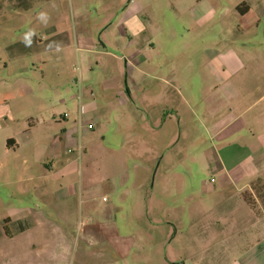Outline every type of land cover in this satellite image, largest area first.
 I'll return each instance as SVG.
<instances>
[{
    "label": "rangeland",
    "instance_id": "1",
    "mask_svg": "<svg viewBox=\"0 0 264 264\" xmlns=\"http://www.w3.org/2000/svg\"><path fill=\"white\" fill-rule=\"evenodd\" d=\"M229 1L142 0L143 10L128 14L141 34L126 36L119 25L130 0H0V164L24 168L27 179L0 177L11 183L0 190L12 194L0 215L38 204L36 181L62 182L43 164L60 149L78 206L92 207L69 224H34L27 240L14 238L12 258L0 241V264H112L115 233L143 248L117 264H246L254 255L229 252L243 226L235 217L247 212L227 207L237 189L221 187L209 157L217 148L210 122L223 106L211 73L218 54L231 50L241 63L242 97L264 90V14L242 17L244 5L224 13ZM144 43L147 61L136 73L133 51ZM80 120L72 138L59 137ZM11 134L27 146L7 157ZM40 173L44 179H30Z\"/></svg>",
    "mask_w": 264,
    "mask_h": 264
},
{
    "label": "crops",
    "instance_id": "2",
    "mask_svg": "<svg viewBox=\"0 0 264 264\" xmlns=\"http://www.w3.org/2000/svg\"><path fill=\"white\" fill-rule=\"evenodd\" d=\"M143 4L142 0H130L128 9L119 25L123 28L126 36L129 32L133 34L137 33L140 36V29L136 30L135 28L137 22L133 18L135 15L131 16L128 14L133 6L143 10ZM242 5H244L241 10V13H243L241 15L242 17H247L249 14H264V0H241L240 2L230 0L228 8H224L223 12L230 11V9L237 11ZM259 21V18H255L254 24H258ZM260 46L263 52L264 42ZM230 53H232L231 50L226 54H218V60L214 59L213 69L211 70L212 76L214 79L216 78V83H218L217 88L215 87L214 96L219 101L223 100L219 104V107L220 105L223 106L219 108V114H214V118L210 122L211 129L215 128L211 132V135L217 143V148L209 157L213 158V160L210 158L212 160V169L217 178L219 177V180H221V187L225 188L226 186L234 184L233 186L237 189L238 194L235 203L232 205L229 204L227 207H230V210L237 209H231L233 205L238 207V209L245 207L243 210L247 212L246 218L243 219L244 221H240L239 218L235 217L234 222L238 225L242 224L243 226L239 232L237 231V234L235 232L238 228H236V225L234 226L232 235H236L231 237V240L228 242L229 252L234 254L237 253V250L244 251L243 249H246V252L244 251L246 254L242 257L244 259L254 251V255L245 259L244 262L246 261V264H264V211L259 206L260 203L256 196H253L254 194H252L251 189L252 181L264 176V90L259 88L252 89L242 97L240 89L241 82L240 78H238V69L241 67V63ZM145 54H147L145 43L141 45L138 51H133V59L137 62L134 71L136 65L147 61L143 57ZM137 71L141 73L140 70ZM249 74L253 76L258 73L253 72ZM221 86L228 87V90H222ZM262 104L263 108L261 109ZM257 105L259 109H256ZM204 113L208 115L209 110H205ZM61 119L65 120V116H62ZM78 125H80L81 129V120L79 122L76 121L72 127H65L62 132L63 135L59 137L65 136L67 139L72 138V135L78 129ZM22 140L12 134L8 135L7 143L10 141V145L7 144V157L10 149L16 147L18 150H23L26 148L27 145H23ZM67 156V152L64 149H60L52 156L53 158L43 163L44 167L51 174L61 176L62 182L57 184L55 182L38 183L36 181L31 185V189L34 192L33 195L38 201V204L33 208L27 207V205L22 203L23 206L21 207L9 208L8 210L3 209L4 212L0 215V241H5L8 244L9 249H7L6 253L10 258H12L11 255L14 253H18V247H13L14 238L27 240V237L24 238L26 232L29 229H34V224L37 223L38 226L41 220L52 217L64 224L71 221L73 217H76L78 212H82L84 216L86 213H92L90 201L85 202L83 211H81V207L77 204L79 191L78 188H75V185L68 182L70 174L65 165L68 161V159L66 160ZM26 163L27 161H25ZM23 169L19 166L17 167L13 162L10 164L7 160L5 163L0 164V177L5 178L16 173L19 177L18 182H25L27 179L24 178V171H19ZM44 178L45 176L42 173L30 177L32 180ZM1 185L8 186V190H11V183ZM18 189L17 192L20 196H23L29 191V187L26 186ZM245 193L250 197L249 199L252 204H249L244 199L243 195ZM11 195L0 190V203L7 200ZM23 220L31 221L30 228L13 235H7L4 232L3 223L5 221L17 222ZM239 237H242L243 240H236ZM114 240L117 241V245L114 243ZM255 242L257 243L256 245H254ZM40 244L42 243H38L37 240L31 243L30 246L31 248H35L40 246ZM108 244L111 246L110 249L115 260L112 264H117L118 260H121V263L122 261L125 262L134 252H143L142 247H136L137 245H135L136 242L132 235L115 233L113 236L108 237ZM21 248H24V245ZM249 249L252 250L249 251ZM233 264L244 263L239 259L238 262L235 261Z\"/></svg>",
    "mask_w": 264,
    "mask_h": 264
},
{
    "label": "trees",
    "instance_id": "3",
    "mask_svg": "<svg viewBox=\"0 0 264 264\" xmlns=\"http://www.w3.org/2000/svg\"><path fill=\"white\" fill-rule=\"evenodd\" d=\"M243 14V13H242ZM10 145V141L7 143ZM251 189L253 196H256L260 203V207L264 211V177H258L257 179L253 180L251 183ZM244 199L248 201L249 204H252L250 197L245 193L243 195ZM31 221L29 220H23V221H5L3 223V230L7 235H13L17 233H21L31 226Z\"/></svg>",
    "mask_w": 264,
    "mask_h": 264
},
{
    "label": "built area",
    "instance_id": "4",
    "mask_svg": "<svg viewBox=\"0 0 264 264\" xmlns=\"http://www.w3.org/2000/svg\"><path fill=\"white\" fill-rule=\"evenodd\" d=\"M212 182H215V180H214V179H212Z\"/></svg>",
    "mask_w": 264,
    "mask_h": 264
}]
</instances>
